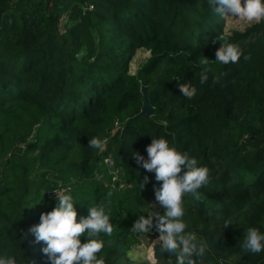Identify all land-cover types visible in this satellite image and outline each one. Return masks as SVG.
Wrapping results in <instances>:
<instances>
[{
	"label": "trees",
	"instance_id": "trees-1",
	"mask_svg": "<svg viewBox=\"0 0 264 264\" xmlns=\"http://www.w3.org/2000/svg\"><path fill=\"white\" fill-rule=\"evenodd\" d=\"M229 18L210 0H0V255L49 264L28 230L64 185L78 220L91 205L111 209L105 264H149L132 249L158 233L131 228L162 182L131 153L147 158L163 136L210 170L199 198L183 197L186 231L209 243L203 264H264L242 247L249 227L264 230V21L262 42L244 49L246 33L224 31ZM221 37L241 49L235 64L214 61ZM139 50L149 56L132 67ZM185 82L197 88L190 100ZM144 94L152 114L141 113ZM156 251L159 264L175 260Z\"/></svg>",
	"mask_w": 264,
	"mask_h": 264
},
{
	"label": "clouds",
	"instance_id": "clouds-1",
	"mask_svg": "<svg viewBox=\"0 0 264 264\" xmlns=\"http://www.w3.org/2000/svg\"><path fill=\"white\" fill-rule=\"evenodd\" d=\"M214 11L222 16L234 17L247 22L264 21V0H210ZM221 46L216 50L215 60L221 64H235L240 60L242 52L238 45L221 37ZM209 59L204 57L201 64L207 65ZM207 70L200 74V83L207 81ZM181 94L192 99L197 88L189 82L178 83ZM106 141L93 136L90 147L103 150ZM147 158L137 151L131 153L135 163L145 171L154 173L155 180L162 182L155 191V199L164 211H152V205L138 214L132 231L147 234L155 230L158 233L145 253L149 264H159L157 251L161 256L175 257L172 264H203L209 253V243L194 232L186 231L183 197L193 194L198 197L197 190L209 182V168L200 165L197 158L187 150L178 148L163 136L153 137L146 146ZM100 179V177H97ZM145 175L140 179L139 190L149 181ZM55 194V206L42 212L40 222L32 225L29 232L34 235L35 242H43L41 251L48 258L49 264H105L102 256L104 240L101 234L110 236L113 233L111 209L104 203L88 207V215L80 216L76 210L75 198L71 187L59 185L51 190ZM111 195V194H109ZM37 204V203H35ZM33 204V205H35ZM32 205V206H33ZM31 206V207H32ZM147 213V215H144ZM227 224V221L225 222ZM85 242H81V237ZM157 245H159L157 247ZM242 247L253 254L264 252V230L260 227H249L243 236ZM0 264H18L16 256L0 255Z\"/></svg>",
	"mask_w": 264,
	"mask_h": 264
},
{
	"label": "rangeland",
	"instance_id": "rangeland-1",
	"mask_svg": "<svg viewBox=\"0 0 264 264\" xmlns=\"http://www.w3.org/2000/svg\"><path fill=\"white\" fill-rule=\"evenodd\" d=\"M258 23L259 22H247L245 20H237L234 17H230L229 20L226 21V23L224 24V31L227 30L229 32L231 30H234L246 33L247 35L244 38L238 40V42L241 43L242 46H244V49H246L247 47H250L256 43L258 44L262 42V32L255 30ZM137 53V56L131 61L132 67L139 65L149 56L148 51L139 50ZM153 206L154 209H158V202L155 203ZM154 240H156V238ZM154 240H151L148 237H143L138 240L136 239L135 245L132 249V256L137 259L146 260V250L150 246H152V241Z\"/></svg>",
	"mask_w": 264,
	"mask_h": 264
},
{
	"label": "water",
	"instance_id": "water-1",
	"mask_svg": "<svg viewBox=\"0 0 264 264\" xmlns=\"http://www.w3.org/2000/svg\"><path fill=\"white\" fill-rule=\"evenodd\" d=\"M144 106H143V109H142V112L141 113H149V114H152L153 113V108L149 105V102H148V99H147V96L144 94Z\"/></svg>",
	"mask_w": 264,
	"mask_h": 264
},
{
	"label": "built area",
	"instance_id": "built-area-1",
	"mask_svg": "<svg viewBox=\"0 0 264 264\" xmlns=\"http://www.w3.org/2000/svg\"><path fill=\"white\" fill-rule=\"evenodd\" d=\"M106 161L109 162L110 161V158H107ZM113 179L115 180L116 177H114ZM50 194L53 195V196H55V194L53 192H50Z\"/></svg>",
	"mask_w": 264,
	"mask_h": 264
}]
</instances>
